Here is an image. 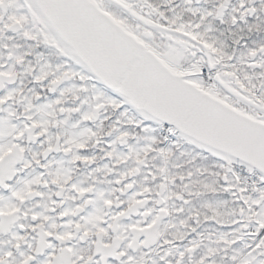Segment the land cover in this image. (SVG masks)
<instances>
[{"label":"snow or ice","instance_id":"snow-or-ice-1","mask_svg":"<svg viewBox=\"0 0 264 264\" xmlns=\"http://www.w3.org/2000/svg\"><path fill=\"white\" fill-rule=\"evenodd\" d=\"M0 264H264V0H0Z\"/></svg>","mask_w":264,"mask_h":264}]
</instances>
